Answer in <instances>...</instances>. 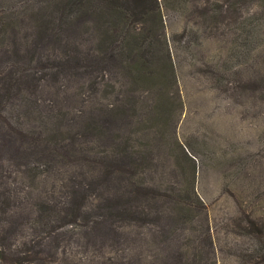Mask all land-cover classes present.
I'll return each instance as SVG.
<instances>
[{"label": "rangeland", "instance_id": "374dc122", "mask_svg": "<svg viewBox=\"0 0 264 264\" xmlns=\"http://www.w3.org/2000/svg\"><path fill=\"white\" fill-rule=\"evenodd\" d=\"M161 2L130 50L65 0H0V264H243L258 244L264 0Z\"/></svg>", "mask_w": 264, "mask_h": 264}, {"label": "trees", "instance_id": "16d2710c", "mask_svg": "<svg viewBox=\"0 0 264 264\" xmlns=\"http://www.w3.org/2000/svg\"><path fill=\"white\" fill-rule=\"evenodd\" d=\"M65 1L67 2L69 8L74 7V9L77 8L83 11H80L81 16L78 18H85V15L92 16L97 26H101L109 22L110 30L108 36L113 39L121 33L125 36V43H127V45L128 43H133L135 46H144L145 48V46L149 44L148 47L151 48L153 46V42L147 40L146 36L153 34V32L157 33L160 29H162V27H164V23L162 21V0ZM174 1L175 7L183 4V2H187V0ZM163 41H166V39ZM128 47L130 50L133 49L129 45ZM88 116L93 123V120L95 121V119L92 118L91 115ZM252 223L253 227L256 229L254 233H256L258 244L254 247V250L250 255L244 257L243 264H264V224H259L255 221H252ZM245 255L246 253L244 256Z\"/></svg>", "mask_w": 264, "mask_h": 264}]
</instances>
